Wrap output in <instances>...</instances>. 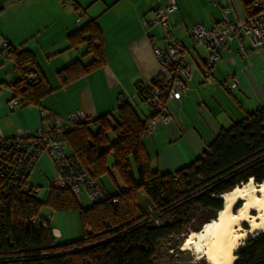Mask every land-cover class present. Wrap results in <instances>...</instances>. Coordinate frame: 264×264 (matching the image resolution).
<instances>
[{"label": "trees", "instance_id": "1", "mask_svg": "<svg viewBox=\"0 0 264 264\" xmlns=\"http://www.w3.org/2000/svg\"><path fill=\"white\" fill-rule=\"evenodd\" d=\"M7 1L0 0V15ZM245 7L251 17L264 9V0H245ZM68 41L70 49L86 45L93 59L88 65L72 63L62 77L77 79L106 65L104 36L95 20L70 33ZM18 49L12 53H16L20 81L10 82L8 87L20 97V104L39 105L53 89L39 73L37 79L26 80L24 68L32 65L36 70L35 59ZM146 122L132 105L123 103L117 119L103 116L77 123L67 133L73 156L91 176L101 181L111 175L108 159L112 157L113 168L124 181V189L114 195L106 190L108 199L87 207L68 190L52 188L46 202L34 195L31 175L19 174L15 168L20 150L8 139L2 140L0 264H153L159 244L181 234L199 209H212L217 216L223 209V194L251 180L264 184V106L223 130L204 156L173 174H162L152 167L144 146L149 135ZM44 206L53 211H77L81 239L61 244L49 221L40 215ZM216 216L205 220L203 226ZM35 219L46 221L47 227L35 226ZM236 257L234 264H264V232L245 241Z\"/></svg>", "mask_w": 264, "mask_h": 264}, {"label": "crops", "instance_id": "2", "mask_svg": "<svg viewBox=\"0 0 264 264\" xmlns=\"http://www.w3.org/2000/svg\"><path fill=\"white\" fill-rule=\"evenodd\" d=\"M167 2L8 0L0 15V84L3 85L0 89V138L13 137L19 131L34 134L46 127L42 112L66 117L81 111L92 121L103 116L113 121L118 118L120 106L129 103L140 119L147 121L151 111L137 95V85L159 74L160 65L153 46L166 48L169 42L164 39L160 26H145L144 21L153 20L156 8ZM175 2L178 10L170 15V20L175 27V38L187 49L185 57L192 77L179 108L168 103L171 124L160 125L144 139L152 167L162 174L176 173L194 163L209 151L223 130L264 106V48H255L244 38L246 54L240 42L230 43L228 50L220 53L207 78L204 60L208 53L202 47L193 48L190 40L194 25L211 29L225 16L235 22L246 20L245 0ZM227 8L230 11L225 13ZM91 20L102 29L106 65L77 79L66 74L62 77L72 63L79 61L88 65L92 62L86 45L70 49L68 41L70 33ZM4 43H8L10 49H5ZM17 48H24L33 55L37 72L53 89L39 105L19 104L13 108L7 105L14 97V90L8 83L19 77L14 60L16 53H12ZM235 81L237 87L229 89ZM65 150L73 155L68 144ZM43 160L38 161L41 167L45 166ZM105 188L111 195L117 193L112 192L111 186ZM40 189L41 200L46 202L49 188L44 196ZM49 223L60 240L61 230Z\"/></svg>", "mask_w": 264, "mask_h": 264}, {"label": "built area", "instance_id": "3", "mask_svg": "<svg viewBox=\"0 0 264 264\" xmlns=\"http://www.w3.org/2000/svg\"><path fill=\"white\" fill-rule=\"evenodd\" d=\"M258 8V3H254ZM178 10L175 0H168L163 6H158L155 10L154 19L144 21L145 26H160L162 34L166 41L169 42L166 48L153 46V53L159 65V74L145 84L137 85V95L142 97L143 103L152 113L150 119L146 122L148 134H151L160 125L169 126L172 122V116L168 103H173L179 108L182 98L187 93V82L191 80L192 74L190 66L186 60V51L184 44L175 38V27L171 24L170 15ZM230 9H226L228 13ZM248 38L253 47L264 48V9L248 17L241 22L230 20L225 16L223 21L217 26L207 29L201 25H194L190 32V40L193 48L202 47L208 55L204 60L206 76L210 78L211 69L214 67L222 51L229 48L230 43L240 42L242 50L248 54L243 46V39ZM152 43L154 41L152 40ZM3 47L7 49L8 43ZM19 48L18 51H23ZM27 71V81H33L38 78V72L32 65L25 66ZM20 81L19 77L14 80ZM235 81L229 89L237 87ZM20 104V97L15 96L8 101L9 108ZM44 120L47 122L46 127L40 128L34 134L19 131L13 137L0 138L9 140L15 149L20 150L15 160V168L23 174H32L39 161L44 155L48 154L58 169V176L49 187L53 189L70 191L78 202L83 203V196L87 198L88 205L108 199V194L102 182L91 176L90 172L79 165L73 155L66 153L67 139L66 135L77 123L88 121L84 112L77 111L66 117L42 112ZM34 195L41 199V189L33 188ZM34 225L38 227H47V222L41 219H35ZM56 239L59 237L57 235ZM57 241V240H56Z\"/></svg>", "mask_w": 264, "mask_h": 264}, {"label": "bare ground", "instance_id": "4", "mask_svg": "<svg viewBox=\"0 0 264 264\" xmlns=\"http://www.w3.org/2000/svg\"><path fill=\"white\" fill-rule=\"evenodd\" d=\"M223 209L202 230L191 232L185 242L210 264H234L236 252L249 238L264 232V184H247L221 196ZM241 206L234 211L236 204ZM252 212H256L253 215ZM249 224V229L243 225Z\"/></svg>", "mask_w": 264, "mask_h": 264}, {"label": "rangeland", "instance_id": "5", "mask_svg": "<svg viewBox=\"0 0 264 264\" xmlns=\"http://www.w3.org/2000/svg\"><path fill=\"white\" fill-rule=\"evenodd\" d=\"M91 58L93 59L92 56ZM109 136L112 140H114V136L111 135V133ZM40 160H43L45 166L41 163L43 166L41 167L40 164L37 163L34 172L29 178V182L31 181L36 187L42 188V195L44 196L47 189L58 176V169L48 154H44ZM113 164V158L109 157L108 166L112 169V174L102 177L101 181L105 187L111 186L112 192L114 193L118 192L120 189H124L125 185L119 172L113 168ZM82 199L84 200L82 205L87 207V198L82 197ZM240 205L241 204H236L233 210L236 211ZM252 213L253 215L256 214V212ZM40 215L41 217L48 219L53 227H57L61 230L63 234L59 240L61 244L81 239L82 225L77 211H53L52 209L44 206ZM213 216H216V212L214 210L199 209L197 214L190 221H188L187 224H185L181 234L162 241L159 244L156 255L153 259V264H210L205 257H201V255L197 254L193 249H186L185 242L191 232L202 230L203 222ZM243 227L247 230L249 229V224L245 223Z\"/></svg>", "mask_w": 264, "mask_h": 264}]
</instances>
